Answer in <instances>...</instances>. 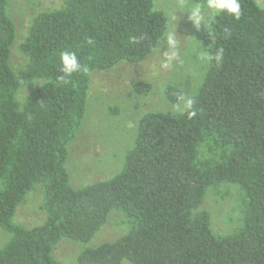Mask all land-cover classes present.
<instances>
[{
  "label": "trees",
  "instance_id": "trees-1",
  "mask_svg": "<svg viewBox=\"0 0 264 264\" xmlns=\"http://www.w3.org/2000/svg\"><path fill=\"white\" fill-rule=\"evenodd\" d=\"M241 7L239 20L216 12L204 32L213 59L191 105L147 112L122 170L75 188L69 145L86 119L92 73L147 59L169 19L155 0H64L33 17L18 45L26 63L16 71L17 27L10 0H0V228L11 235L0 264H61L53 256L60 242L89 243L115 210L129 233L83 250L78 264H264V9L255 0ZM64 50L87 71L61 79ZM133 89L146 98L153 86L139 81ZM164 95L173 104L183 99L174 86ZM221 184L243 194L242 222L224 236L202 209ZM37 186L47 220L27 229L13 220Z\"/></svg>",
  "mask_w": 264,
  "mask_h": 264
},
{
  "label": "rangeland",
  "instance_id": "rangeland-1",
  "mask_svg": "<svg viewBox=\"0 0 264 264\" xmlns=\"http://www.w3.org/2000/svg\"><path fill=\"white\" fill-rule=\"evenodd\" d=\"M63 1L10 0V16L17 27V43L11 61L16 71L26 63L18 45L27 36L33 17L39 12L60 8ZM255 1L264 9V0ZM194 6L201 7L208 28L216 12L207 5L201 6L195 0H155V9L164 12L169 19V29L156 51L144 61L121 62L112 69L92 73L86 119L76 139L69 145L67 169L73 187L81 188L109 179L122 170L127 152L134 146L138 122L147 112L180 113L186 109L210 64V60L201 58V53H206L201 42L206 28L203 25L197 28L187 12ZM169 35L173 41L171 44L166 39ZM139 81L153 86L146 98L134 92L133 85ZM168 86L182 91L183 99L179 104L166 99L164 90ZM34 87L35 84L24 89L19 100L23 102ZM110 108H115L113 113H110ZM242 200L243 194L236 185L221 184L209 191L202 209L210 213L212 230L216 235H229L240 226ZM46 220L42 189L37 186L19 206L13 221L31 229ZM129 230L124 213L112 211L107 223L89 243L63 239L53 256L61 264H78V256L83 250L115 242ZM10 239L11 235L0 228V250ZM122 264L131 263L124 261Z\"/></svg>",
  "mask_w": 264,
  "mask_h": 264
},
{
  "label": "clouds",
  "instance_id": "clouds-1",
  "mask_svg": "<svg viewBox=\"0 0 264 264\" xmlns=\"http://www.w3.org/2000/svg\"><path fill=\"white\" fill-rule=\"evenodd\" d=\"M207 7L214 12L221 14H227L239 20L243 15L241 0H207ZM187 12L190 15L191 21L194 25L199 28L203 25L207 29L205 23V18L202 14L200 6H194L187 9ZM169 44H171L172 37L169 35L166 37ZM223 57V50H217L214 59L219 62ZM201 58L205 60H212L213 57L207 53H201ZM171 59V57H170ZM59 71L62 73L61 79L72 76L75 73L80 71H87L86 68L80 62V59L76 52L71 50H64L60 53V67ZM191 105V101L188 102ZM191 115H195V112H192Z\"/></svg>",
  "mask_w": 264,
  "mask_h": 264
}]
</instances>
